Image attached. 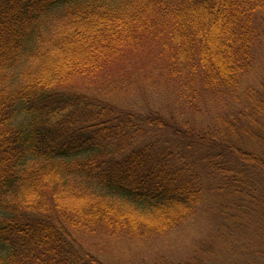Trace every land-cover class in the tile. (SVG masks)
Listing matches in <instances>:
<instances>
[{"label": "trees", "instance_id": "16d2710c", "mask_svg": "<svg viewBox=\"0 0 264 264\" xmlns=\"http://www.w3.org/2000/svg\"><path fill=\"white\" fill-rule=\"evenodd\" d=\"M259 43L264 0H0V264H104L79 236L161 237L206 196L223 257L260 264L264 78L237 95ZM147 59L192 117L227 110L203 128L102 97Z\"/></svg>", "mask_w": 264, "mask_h": 264}, {"label": "rangeland", "instance_id": "374dc122", "mask_svg": "<svg viewBox=\"0 0 264 264\" xmlns=\"http://www.w3.org/2000/svg\"><path fill=\"white\" fill-rule=\"evenodd\" d=\"M254 52L253 69L244 77L243 87L237 94L241 99V104L246 101L244 91L247 88L259 89L260 82L264 78V43L257 44ZM150 62L153 74L148 80L141 81L142 74L136 73L133 69L127 72L126 80L122 83H112L113 85L110 84L103 89L102 97L122 108L144 115H151L154 112L165 116L171 115L175 118L189 119L203 128L214 125L216 116L227 110L224 104L219 106L205 98L203 102L199 103L200 112L192 117L188 113V105L179 100L181 96L176 88L158 78L155 69L158 72L161 65L153 61ZM97 92L94 91V93ZM90 93L93 94V92ZM232 104L237 106L235 102ZM218 202L217 199L213 200L212 196L211 198L206 196L193 218L161 237L136 241L123 237L111 239L101 238L100 235H90L88 237L79 236L78 239L84 253L96 257L104 264H154L155 262L158 264H162V262L170 264H234V260L228 256L223 257L225 249H228L230 254V247L237 246V243L234 242L235 239L225 235L224 219L216 208ZM227 244L230 245L227 246ZM238 245L240 251V246L243 243L240 242ZM260 249L261 246L257 251ZM260 264H264V260H261Z\"/></svg>", "mask_w": 264, "mask_h": 264}]
</instances>
